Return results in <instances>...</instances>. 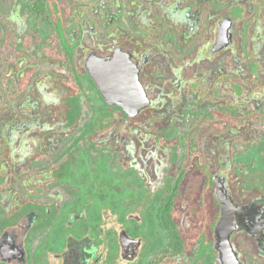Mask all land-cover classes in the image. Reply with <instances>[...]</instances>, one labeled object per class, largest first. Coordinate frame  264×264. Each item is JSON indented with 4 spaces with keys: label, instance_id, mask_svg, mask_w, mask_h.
I'll return each mask as SVG.
<instances>
[{
    "label": "flooded vegetation",
    "instance_id": "obj_1",
    "mask_svg": "<svg viewBox=\"0 0 264 264\" xmlns=\"http://www.w3.org/2000/svg\"><path fill=\"white\" fill-rule=\"evenodd\" d=\"M75 1L86 7V19L90 22L99 14L111 13L109 25H90L93 40L81 48V40L73 39L72 29L63 23L62 15L55 20L51 13V25L39 19L51 28L50 39L54 31L59 37L63 31L73 49V66L82 89L77 97L73 89L64 85L66 70L56 62L58 68L53 71L58 78L54 82L68 91L58 111L64 124L50 129L37 126L39 137L28 139L29 146L21 161L12 153L14 128L21 127L24 132L36 126L24 123L28 105L21 108L23 115L13 106L37 85L17 99L0 93L5 106H10L7 114L17 112L4 128L0 126V143L6 146V153H0V170L6 173L5 187L0 188V264H222L221 253L215 247V227L221 216L219 200L213 210L214 219L208 225L203 201L205 183L199 186L190 182L188 175L182 176L180 163L186 157L185 133L201 112L264 110V91H260L263 97L256 101V107L231 102V98L238 96V76L249 77L243 66L235 68L237 52L242 63L251 70L259 66L258 72L264 74V0ZM25 2L28 10L29 3ZM28 13L35 17L29 10ZM0 17L10 21L17 32L18 38L11 42L17 60L9 61L16 71L28 65H17L21 56L18 50L30 47L43 35L36 32L38 39L28 43L25 38L29 30L19 33L13 20ZM225 31L226 44L216 48L222 44ZM61 39L55 43L56 56L48 52L52 40L43 55L61 60L59 51L65 50ZM79 48L84 53L78 62L75 53ZM116 48L132 54L151 100L135 116L118 105L106 103L86 65L90 55L111 56ZM37 72L43 73L40 80L50 73L39 67ZM249 90L257 91L249 86L247 94ZM77 103L81 111L78 117ZM116 119L123 125L120 129L115 125ZM86 121L89 125L83 132ZM177 126L182 128L178 134ZM130 128L135 130L130 135L133 141L126 132ZM112 131L126 142L131 141L132 153L126 150L122 138L114 140L121 142L112 146L109 138L101 143L95 137ZM97 151L108 156L114 181H110L106 171L78 169L80 162L95 164ZM148 160L147 165L144 161ZM139 161H143V166ZM253 178L260 182L256 184L261 192L244 202L264 196V170H252L249 180ZM15 183L22 184L24 192L23 198L16 196L20 200L16 208L4 203L6 193L14 191ZM235 188L242 195L239 186ZM177 189L180 196L173 202L172 193ZM191 192L197 194L196 200L187 207L185 198ZM115 194L120 195L118 202ZM46 195L52 199L46 201ZM241 234L249 236L258 255L264 257V250L252 235L237 230L231 240L242 264L248 248L238 243L236 235Z\"/></svg>",
    "mask_w": 264,
    "mask_h": 264
},
{
    "label": "rangeland",
    "instance_id": "obj_2",
    "mask_svg": "<svg viewBox=\"0 0 264 264\" xmlns=\"http://www.w3.org/2000/svg\"><path fill=\"white\" fill-rule=\"evenodd\" d=\"M49 8L50 13H52L53 17H55V20H59L60 15H62L63 23L67 26H69L72 29V36L73 39L81 40L82 42L81 48L83 45H90L91 41L93 40V34L94 32H91L90 25H94L97 23V26L99 24H103L106 26L109 25L108 21L111 19V13L109 14H99L98 18H93L90 22L86 19L85 10L86 7L77 4L75 0L67 1V0H50L49 1ZM70 11V12H68ZM112 12H114L112 10ZM103 13V12H102ZM71 14L74 15V17H77L75 20L71 16ZM0 15L6 16L14 21L19 33L24 32L25 30L29 31H40L43 35V37L40 39V41L32 42L30 43V47L24 46L25 49H22V47L18 50V52L21 54L17 61V65L24 66L25 64H32V65H38V67L42 71H50L49 74H46L45 77H43L40 81H38L37 86L32 90V93L30 91L24 96L21 101L16 102V107L13 106L15 111L21 112L23 115L24 111L22 109L25 107L24 105H28V118L25 120L24 123H34L35 128H32L30 131H27V129L23 130L21 127H15L13 131V138H14V147L12 148V153L16 160H22V156L26 153V149L29 146L28 145V139H33L34 136L39 137L36 132H38V127H43V129H50L52 127H57L60 123L62 125L64 124V119L62 114H58L59 109H61V106L63 105L62 100L64 99L65 93L68 92L62 85H60L58 82H54L55 79L58 78L57 74L54 69L58 68V64L54 59H50L45 57L43 55V51L49 46L50 44V30L51 28L49 26H45L39 19H36V17H33L30 13H28L27 5L25 0H0ZM60 19V20H61ZM98 19V20H97ZM82 21V26L80 25V22ZM88 22V24H87ZM90 23V24H89ZM85 31V32H84ZM96 33V32H95ZM97 35L100 34L99 32L96 33ZM21 38V37H20ZM2 44V42H0ZM14 48V47H13ZM77 49L75 53V59L76 61H80V58L83 55V49ZM240 54L237 52V67L243 66L244 70L248 71V78H245L242 76H238L237 80H239L237 84V98H231V102H237V104H246L248 103L252 107H256L255 103L256 101H260L263 95L260 93V91H264V74L259 73L260 70L259 66H256L251 70L249 67L245 65V63H242L239 60ZM241 59H243V56H241ZM239 63V64H238ZM235 73V71L233 72ZM240 74V72H237ZM255 85V86H253ZM249 86L254 87L257 91H251L248 88ZM264 99V98H263ZM241 105V106H242ZM211 106V105H209ZM10 107V106H9ZM8 106H5L3 101L0 99V126L3 128L9 123L8 121L10 118L16 114L12 113V115L7 114V110H9ZM21 109V110H18ZM11 111V109H10ZM12 112V111H11ZM27 115V114H26ZM19 117V116H17ZM16 119V116H15ZM114 119V117H111V121ZM17 120V119H16ZM24 121V120H23ZM21 121L20 123H23ZM18 122V120H17ZM15 122V123H17ZM115 125L118 129L123 127L121 125L119 120H115ZM134 123V122H133ZM20 125V124H19ZM38 126V127H37ZM178 128L175 131L176 134L180 133V130L182 129L180 126H177ZM52 130V129H51ZM212 128H209L206 130V138L205 142L203 143V149L206 150V153L204 152L206 164H203V168L207 171V178L208 180H205V176L203 173L199 172L198 168L194 165L190 168L188 172V179L190 182H196L199 186L207 182V185L205 186V191L203 194V201L205 203L208 215H207V221L208 225L211 223V220L214 219L213 210L218 206V198L216 196V187H217V180L222 179L226 180L229 183V187L231 188V193L237 198L239 202H244L247 198H250L253 195H256L258 192H261V189L258 187L257 184L260 185V182L256 181L257 178H253V180H249L251 177V171L257 170L261 171L264 170V143L263 140L258 142V146L252 151L245 154H242L241 146L237 147L235 152L230 151V143L233 138H237L238 133L241 132L239 129H237L236 134H232V139L228 134L230 132L228 130H222L221 132L212 131ZM253 131H257L258 133L264 132V127L260 125L252 126ZM135 130L129 129V138L133 141V136H130L133 134ZM235 131V130H234ZM29 133V134H26ZM116 131H112L111 134L107 135H101L98 133L95 137H99L98 141L103 143V139H108V141H112L110 145L114 146L115 144H119L122 140V142L126 143V150L132 153L133 146L129 145L131 141H125L123 140L122 136L119 134H116ZM214 134L215 136H212ZM32 135V136H31ZM229 136V139H228ZM0 137H3L0 135ZM25 138V139H20ZM121 139L119 143L114 140ZM126 138V137H125ZM221 138V141L218 142V140ZM118 139V140H119ZM231 139V140H230ZM218 142L217 145H214L213 142ZM263 143V144H262ZM2 143H0V153H4L2 151ZM119 148L120 146H116V148ZM117 148V149H118ZM148 152H152V150H149ZM244 153V152H243ZM96 163L90 164L88 161L80 162L78 169L81 171H91L98 169L100 171H106L108 172L110 181H114L113 179V173L112 169H110L108 164V156L103 154L102 152L97 151ZM141 159V158H140ZM151 160V158L149 159ZM148 161H144L149 163ZM18 163V162H16ZM139 164L143 166V161H139ZM235 164L236 166L242 167V171H240L239 175L238 173H234L232 170L233 166ZM6 174V173H5ZM4 174V171L0 170V188L5 187V178L6 175ZM5 175V177H4ZM237 175V179L236 176ZM250 175V176H249ZM249 176V177H248ZM21 179V178H19ZM15 182V181H14ZM238 182V184H237ZM257 183V184H256ZM17 185V186H16ZM239 186L240 190H242V195L238 193V190L236 191L235 186ZM14 191L6 193V197L4 198V203L12 204L14 208L17 207V204H19V199L16 197L17 195H20L22 198L23 196V187L22 184H16L14 185ZM9 191V190H8ZM15 194V195H14ZM246 194H248L246 196ZM197 194L195 193H187V197L185 198V203H188L186 206L188 207L191 203H193L196 200ZM115 201H119L120 195L115 194ZM46 201H50L52 199V196L46 195L45 196ZM192 201V202H191ZM191 202V203H190ZM16 206V207H15ZM113 209H116L113 207ZM191 219V216H190ZM214 226L212 225V228ZM209 233H207L208 236ZM242 235V236H241ZM239 237L236 235L237 241L239 244L242 245V247L248 248V251L246 250V255L244 256V262L245 264H264V257L258 255V251H256V248L253 247V241L249 239V236H246L245 234H241ZM209 237V236H208ZM211 237L214 239V230L211 229ZM243 237V238H242ZM36 246V245H34ZM240 255L242 254L241 251H239ZM263 261V263H262Z\"/></svg>",
    "mask_w": 264,
    "mask_h": 264
},
{
    "label": "trees",
    "instance_id": "obj_3",
    "mask_svg": "<svg viewBox=\"0 0 264 264\" xmlns=\"http://www.w3.org/2000/svg\"><path fill=\"white\" fill-rule=\"evenodd\" d=\"M29 3L28 10L38 19L44 20L48 24H53L54 21L51 18L49 1L48 0H27ZM57 31V30H56ZM61 35H56L55 31L52 33V47L48 49L49 54L56 56L57 49L55 43L60 40L65 44V50H60L59 57L61 60H55L61 68L66 70L65 77H63V83L69 89H73L78 97L81 93V86L79 85V77L75 71L72 60L73 49L67 44V40L64 37L63 31L61 30ZM16 29L11 25L10 21L0 17V93H4L6 96L12 99H17L22 96L27 89L38 84L43 73H39L38 67L36 65L28 64L24 67L13 71L9 66V61H16V53L11 46V42H15L17 39ZM38 39V33L27 31L25 40L29 43L33 40ZM7 46V47H6ZM15 53V54H14ZM76 101V98H75ZM81 115L80 107L77 103V117ZM89 125V121H86L81 131L86 132L85 128ZM260 125L264 127V110L255 109H237L231 112L226 111H212V112H201L200 118L197 119L191 126L189 130L185 133V138L188 140L185 146L186 157L180 163V169L182 170V176L189 175L188 172L192 165L198 168L199 172L203 173L205 180L207 178V171L203 168V164L206 162L203 149V143L206 138V130L212 128V131L230 130V138L232 139V134H236L237 129L241 132L238 133L237 138H233L230 143V151L235 152L236 148L241 146L242 154L253 151L258 145L259 141H264V132H257L252 130V126ZM217 130V131H216ZM235 130V131H234ZM223 133V132H221ZM212 136H215L212 134ZM228 136V139H229ZM79 137V136H78ZM221 141V138L218 142ZM213 142L214 145H217ZM3 151L6 153V146L3 147ZM244 152V153H243ZM206 164V163H205ZM233 172L240 173L243 169L242 167L233 164L231 166ZM239 173L237 175H239ZM237 175L235 176L237 179ZM205 182V186L207 185ZM236 189V188H235ZM180 196L179 190H175L172 193V200L176 202Z\"/></svg>",
    "mask_w": 264,
    "mask_h": 264
},
{
    "label": "water",
    "instance_id": "obj_4",
    "mask_svg": "<svg viewBox=\"0 0 264 264\" xmlns=\"http://www.w3.org/2000/svg\"><path fill=\"white\" fill-rule=\"evenodd\" d=\"M226 35L225 31L222 44L219 43L216 48L226 44ZM86 65L107 104L118 105L131 116L137 115L150 104L148 92L140 79L139 65L129 52L116 48L111 56L92 54ZM216 196L221 216L215 227V247L221 253L222 264H242L231 236L243 229L264 250V196L239 202L222 179L217 180ZM10 241L13 242V239ZM17 253L21 254L22 251L18 249Z\"/></svg>",
    "mask_w": 264,
    "mask_h": 264
}]
</instances>
